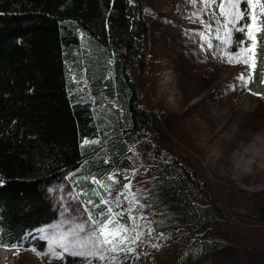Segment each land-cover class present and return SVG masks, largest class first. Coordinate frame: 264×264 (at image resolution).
Wrapping results in <instances>:
<instances>
[{
    "label": "trees",
    "instance_id": "obj_1",
    "mask_svg": "<svg viewBox=\"0 0 264 264\" xmlns=\"http://www.w3.org/2000/svg\"><path fill=\"white\" fill-rule=\"evenodd\" d=\"M239 8L249 10L244 1ZM246 23L248 17L231 35L236 57L250 46L240 30ZM147 32L131 0H0V242L44 252L40 232L60 214L43 188L62 180L96 229L108 216L129 226L125 202L110 200L108 177L132 168L140 144L155 150V117L140 105L128 73L143 56ZM145 173L151 256L168 235L179 260L191 251L193 264L231 242L194 176L155 160ZM125 184L119 180V195ZM254 214L264 228V199ZM80 261L64 257L65 264Z\"/></svg>",
    "mask_w": 264,
    "mask_h": 264
},
{
    "label": "rangeland",
    "instance_id": "obj_2",
    "mask_svg": "<svg viewBox=\"0 0 264 264\" xmlns=\"http://www.w3.org/2000/svg\"><path fill=\"white\" fill-rule=\"evenodd\" d=\"M131 2L147 23L148 33L143 56L128 73L140 105L155 117V131L151 133L155 150L146 151L142 144L133 149L132 168L119 174L126 181L122 195L116 187L120 179L117 174L111 176L114 188L108 185L110 200L125 202L130 221L129 226L118 225L131 229L123 234L127 237L123 243L114 242L117 250L105 251L104 256L115 259L113 264H193L191 251L185 253L186 259L179 260L170 235L155 244L157 254L148 253L153 248L147 235L154 214L144 199L150 181L145 171L155 160L172 165L189 179L194 176L198 191L205 189L219 224L225 225L232 238L197 264H264V228L254 216L264 199V97L251 95L238 79L247 75L249 65L229 62L230 57H236L229 54L234 29L231 25L228 29L221 27L225 18L220 15L219 0L210 7L204 0ZM198 33H203L204 39ZM250 151L259 153L258 161L253 160L256 156L241 157ZM56 186L60 191L54 190ZM43 189L60 214L58 222L40 232L45 251L38 255L29 250L18 254L6 250L9 255L5 259L0 256V264H65L64 257L70 255L55 258L49 252V241L78 225L84 231H77L75 238L96 230L64 180ZM112 218L117 222L115 216ZM74 257L81 258L80 264L104 261L94 263L91 257Z\"/></svg>",
    "mask_w": 264,
    "mask_h": 264
},
{
    "label": "snow or ice",
    "instance_id": "obj_3",
    "mask_svg": "<svg viewBox=\"0 0 264 264\" xmlns=\"http://www.w3.org/2000/svg\"><path fill=\"white\" fill-rule=\"evenodd\" d=\"M204 2L210 7L212 4L217 3V0H204ZM244 2L249 5L251 11L241 10L239 8L241 0H219V12L220 15L225 18V22L221 27L223 29H228L231 25V27L235 29L245 17L251 20V23L244 24L240 30L246 31V35L252 40V44L244 49L243 56L230 57L229 62L235 61L244 63L254 69L255 58L257 56L256 49L259 45H264V35L257 36L258 33H264V20L261 19V16H264V4H262L260 0H244ZM193 3H195V0H193ZM257 7H259V11L256 10ZM208 27L210 29L211 25ZM217 31L219 32V29ZM198 35L204 39L203 33H198ZM225 35L230 36V32H226ZM217 38L220 37L217 36ZM226 42L225 40V43ZM209 47H212L210 43ZM238 79L242 81L244 87H247L252 77L250 74L247 77L242 74ZM108 179H113V177H108ZM94 182L99 183V181ZM125 187H127V185ZM101 202L106 203V201L103 200ZM108 211L110 213L111 209ZM93 223H96V221H93ZM77 231L83 232V226L78 225L77 229L67 233H60L55 239L50 240L49 252L58 259H62L64 254L84 258L97 257V253L99 252L98 258L103 260L106 258L103 254L105 251L111 252L117 250L114 243L115 241L119 240L120 243H123L124 239L127 238L123 235L127 232V229L119 226L111 216H108L105 221L101 222L98 229L93 230L91 233H86L85 237L75 238ZM109 245L112 246L105 247ZM21 246L20 244H6L0 242V247L9 251L14 250V254H18ZM57 248L61 251L57 252ZM33 251L35 250L33 249ZM129 251H131V249H129ZM37 254L39 255V253ZM88 264H91V261H88Z\"/></svg>",
    "mask_w": 264,
    "mask_h": 264
},
{
    "label": "bare ground",
    "instance_id": "obj_4",
    "mask_svg": "<svg viewBox=\"0 0 264 264\" xmlns=\"http://www.w3.org/2000/svg\"><path fill=\"white\" fill-rule=\"evenodd\" d=\"M262 4H264V0H260ZM262 20H264V16H262ZM264 35V33H258L257 36ZM257 56L255 58V68H250L246 77L250 74L252 79L247 86V89L251 95L264 97V45H259L256 49ZM255 93V94H254ZM231 133V131H230ZM259 153L255 151H250L248 153H243L241 155L242 158H247V156L255 157L254 161H258ZM264 164V162H263ZM9 255V252L5 250H0L1 259H5Z\"/></svg>",
    "mask_w": 264,
    "mask_h": 264
}]
</instances>
